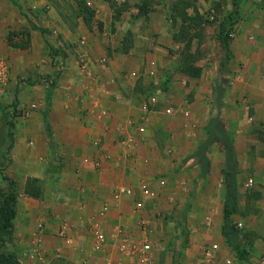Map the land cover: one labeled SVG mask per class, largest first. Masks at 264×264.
Here are the masks:
<instances>
[{"label": "crops", "instance_id": "1", "mask_svg": "<svg viewBox=\"0 0 264 264\" xmlns=\"http://www.w3.org/2000/svg\"><path fill=\"white\" fill-rule=\"evenodd\" d=\"M86 1L91 11L79 18L101 19L105 29L90 30L86 53L74 54L67 42L60 47L64 52L57 51L68 52L69 61L41 65L43 78L31 88L43 100L12 128L9 170L0 169V195L6 188L1 172L16 182L12 239L4 251L20 264H103L108 256L126 264L129 257L116 252L115 230H109L105 249L92 248L87 219L104 205L111 229L120 227L129 245L139 241L138 221L147 222L156 247L161 243L154 247L156 264H172L170 241L183 245V264L198 262L211 242L219 245L214 264H225L227 256L247 264L264 253V0H241L247 10L218 18L219 0ZM0 7V57L9 63L0 87L2 116L27 97L17 77L29 58H22L26 49L8 45L12 18L3 0ZM221 23L233 33L228 56L219 38ZM205 28L213 30L212 51L222 50V58L197 62L196 76L176 67L162 76L157 68L154 76L147 74L149 62L165 50L177 48L182 55L203 50L198 42ZM70 34L66 38L72 41ZM184 35L191 42L181 40ZM97 57L104 61H94ZM134 70L138 76L130 75ZM45 71L57 75L48 110L51 139L43 112L52 79ZM164 80L165 88L159 87ZM154 93L157 100L150 104ZM170 105L174 111L167 115ZM130 135L132 144L122 148L120 139ZM97 146L106 157L97 155ZM126 151L133 153L129 162L122 158ZM28 178L38 179L40 196L25 193ZM140 178L157 192L155 199L144 200L142 214L135 210L142 198L137 190L111 198L115 188ZM249 178L253 184L246 186ZM176 211L185 214L183 221L169 216L162 225L153 219ZM174 230L180 232L172 237Z\"/></svg>", "mask_w": 264, "mask_h": 264}, {"label": "rangeland", "instance_id": "2", "mask_svg": "<svg viewBox=\"0 0 264 264\" xmlns=\"http://www.w3.org/2000/svg\"><path fill=\"white\" fill-rule=\"evenodd\" d=\"M83 1L84 0H13L12 2H10V0H3V10L5 11V5H7L9 8L8 11L6 10V12L12 18V22L10 23L12 24V26L9 32H21L22 30H27L30 36L32 34L34 43L31 44L30 42L29 47L24 50L22 58L25 59L28 57L29 65L26 69H24V71H21V73H19L17 77L22 82L23 87L26 89L25 95L27 97H23V99L21 98V100H18L15 103V111H11V109H9L6 114L0 116V143L2 146V149H0V169L4 172H7L9 170L7 154L9 152L8 145L11 142V132L13 128V126L10 125V122H12L13 124L15 123L16 125V123L18 122L17 117L23 115V110H29L30 107L33 106L32 104L41 103L43 100L42 95H38L36 91H32L31 88V85L35 83V85H37L39 83L38 80H41L43 78V75H41V73H39L40 71H38L39 68L40 70H43L41 68L43 64L46 63L53 64L54 62L60 63V61H69L70 54L68 52L63 55L62 53H59V51H57L61 49V46H66L68 42L69 46H72L74 54H76V51H79L81 53L87 49V45L89 44L87 34L91 32L90 30L94 29V31L96 30L97 32H102L105 29L104 21L101 19L96 18L93 19L91 22L88 18V20L83 19V17L79 18L81 14H84L82 11H79V4L81 3L82 5ZM233 1L236 0H219L218 4L216 6L214 5L217 13V18L220 16H225L227 14L230 15L233 13H238L241 10L240 8H243L244 11L247 10V5H245V1L242 4L241 0L235 2L237 3V8L233 9ZM178 8V14L180 16V13H182L183 10L182 7ZM175 11H177V9ZM206 12L209 13V9H206ZM228 23V21L224 22L226 26L228 25ZM69 32L71 33L70 36L73 38L72 41L66 38V34H69ZM204 33L205 37H200V39H203V41L198 42L200 45L202 43L204 44L203 50L201 49L199 51V49H196L193 52L185 53L182 55V53H180L177 48H172L169 51L165 50V52L161 53V59L159 57L156 58L157 60L154 58V66L155 68H157V73L160 72L159 76H162L163 74H165V72H168L170 74V72L175 67L177 68L181 65L184 66V64H187V66H197V62L199 61L204 63L213 60L214 57H216L217 59L222 58V50L217 51L216 49L215 54L212 51L213 48H217V45L215 46V37L213 36V30L205 28ZM81 39L85 40L84 44L80 42ZM180 39L183 41L188 40L190 42L192 40L189 35H184ZM48 44H50V46L53 48L51 54L47 51ZM61 51L63 50L61 49ZM94 61L100 62V58L97 57L94 59ZM158 61L160 63H158ZM150 63L151 61L149 62V64ZM47 69L49 70V67ZM45 72V74H47L46 76H49L51 79L55 75V73L51 74L49 73V71ZM163 82H165V80ZM158 83L159 87H163L160 82ZM5 105L6 103L3 100H0V107L4 106L5 108ZM31 108L32 109L29 111H32L33 108L36 107L34 105V107ZM140 212L142 214L144 210H141ZM181 214L182 212L180 211L178 213L176 211V213H173L171 215L160 213L156 214L153 219L156 220V223L160 221L162 225H166L169 221V216L175 217V219L178 220L180 219ZM163 229H165V226H163ZM138 232V235L141 236L140 231ZM179 232L180 231L174 230L172 237H174V235L177 236ZM148 234L151 244L153 246V252L155 254V249H158V246L160 247L161 243H159V245H157L156 247V244L158 242L157 239H155L154 241L153 236H151L150 233ZM139 239L140 238H138V240ZM159 240H161V238ZM167 249L171 250L172 252V264H183L182 256L184 254L185 249H183V245L181 244V242L176 243L170 241L167 245ZM195 262L196 260L193 261L191 264H194ZM126 264H132V260L128 258V262Z\"/></svg>", "mask_w": 264, "mask_h": 264}, {"label": "built area", "instance_id": "3", "mask_svg": "<svg viewBox=\"0 0 264 264\" xmlns=\"http://www.w3.org/2000/svg\"><path fill=\"white\" fill-rule=\"evenodd\" d=\"M86 5L90 6L91 2L86 1ZM230 36L233 37V33H230ZM80 42L82 44L85 43L84 39H81ZM86 53V51H83ZM104 58H100V62H103ZM148 68L146 69V72L148 75H154L155 73V67H154V62L151 61L150 64H148ZM9 73V63L8 59L6 56L0 57V87L6 82L7 76ZM131 76H138L139 73L137 71H130ZM157 100V94H151L148 97V103L152 104ZM173 106H167L165 108V113L167 115H170L173 113ZM29 114V110H23V115L27 116ZM129 125H133L132 120L127 121ZM138 132H142L143 128H138L136 129ZM263 139H264V134H263ZM134 140V135L133 137L126 136V138L120 139V146L122 148H128ZM97 155L98 156H103L106 157L107 154L102 151L100 146H97ZM133 155L132 152L126 151L123 155L122 158L124 160H127L129 162L130 157ZM133 157V156H132ZM87 160V158H86ZM132 160V159H131ZM136 160V159H135ZM134 160V161H135ZM140 161H144L143 158L140 159ZM133 162V161H132ZM253 184V179L249 178L247 179L245 185L246 186H251ZM138 191L141 195L142 198L136 200L135 202V210L136 211H141L144 208V200H153L157 197V192L150 186L148 183L147 179L140 178L138 183L135 185H128V186H120L115 188L112 191V199L118 200L121 195H132L135 191ZM107 211L108 207L102 205L99 210L96 212L92 213L89 218L87 219V226H88V232L92 237V248L95 251H100L106 248L107 246V238L109 235V230H115L117 236H118V244L116 246V252L122 256L126 255L132 260V264H156L155 262V257H154V252H153V246L151 244V241L149 239V230L147 228V222L144 219H140L138 221V228L140 231V239L137 243L129 245L127 243V238L122 237V230L120 227H115L114 229H111L112 226L107 220ZM237 226H241V222L236 223ZM218 251H219V245L216 242H211L206 244L203 247V254L201 259L196 262L195 264H214L217 260L218 256ZM234 259L233 256H227L225 259V264H233ZM103 264H114V260L112 259L111 256L106 257L104 260ZM247 264H264V253L254 256L253 258H250L247 262Z\"/></svg>", "mask_w": 264, "mask_h": 264}, {"label": "trees", "instance_id": "4", "mask_svg": "<svg viewBox=\"0 0 264 264\" xmlns=\"http://www.w3.org/2000/svg\"><path fill=\"white\" fill-rule=\"evenodd\" d=\"M80 3V2H79ZM15 4V3H14ZM81 3L79 4V11L83 13L90 12V7L86 5L85 0L83 1V8ZM219 38L225 49L226 55L229 53V39L231 38L229 34V29L224 26V24L219 25ZM7 43L13 48L27 49L30 45V34L27 30H22L21 32L10 31L6 37ZM48 50L51 54L53 48L48 44ZM177 70L183 71L191 75H198L200 68L199 66H187L184 64L177 67ZM57 75H55L52 80L47 84L46 94H45V110L43 112V119L45 122V127L49 139L52 138V131L48 122V110L51 102L52 87L54 85V80ZM163 88H165V82L163 83ZM10 125L14 127V124L10 122ZM12 135V132H11ZM1 177L5 182V190L0 195V264H20L12 252L4 251L5 244L10 242L12 239V219L15 216L14 202L16 199V182L4 172H1ZM25 193L32 197H38L41 195V186L38 183L37 178H28L25 185ZM185 214H181L179 221H183Z\"/></svg>", "mask_w": 264, "mask_h": 264}]
</instances>
